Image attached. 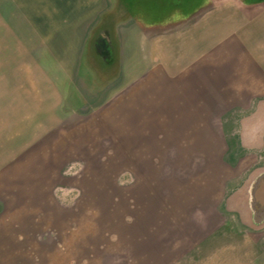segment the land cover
Listing matches in <instances>:
<instances>
[{
    "label": "crops",
    "instance_id": "1",
    "mask_svg": "<svg viewBox=\"0 0 264 264\" xmlns=\"http://www.w3.org/2000/svg\"><path fill=\"white\" fill-rule=\"evenodd\" d=\"M115 1L123 3L0 0V18L8 26L14 21L20 34L28 33L30 21L38 35L53 34L46 44L54 43V61L72 75L74 97L94 93L102 105L115 96L117 124L142 139L136 146L149 150L165 132L169 140L190 137L199 147L212 131L214 155L225 148L223 187L220 181L213 192L200 188L195 202L182 203L189 215L180 228L156 216L164 232L149 234L143 248L157 264H264V189H253L255 174L264 172V0H187L186 11L185 1L132 0V15L119 11L117 17L116 73L108 78L87 51ZM76 76L85 87L74 84ZM210 201L213 215L206 220ZM222 201L232 213L227 222L215 208ZM201 205L203 217L193 213Z\"/></svg>",
    "mask_w": 264,
    "mask_h": 264
},
{
    "label": "rangeland",
    "instance_id": "2",
    "mask_svg": "<svg viewBox=\"0 0 264 264\" xmlns=\"http://www.w3.org/2000/svg\"><path fill=\"white\" fill-rule=\"evenodd\" d=\"M170 1H185L184 11L191 5ZM108 6L109 16L129 11L119 1ZM4 23L1 17L0 264H157L143 248L149 234L164 232L157 215L180 228L189 215L182 203L195 202L200 188L223 187L225 148L214 155L212 131L199 147L165 132L149 150L136 146L142 139L117 124L115 96L102 105L94 93L74 97L72 75L54 61V43L46 44L53 34L38 35L31 21L26 34ZM223 201L215 208L227 222ZM202 209L191 211L203 217Z\"/></svg>",
    "mask_w": 264,
    "mask_h": 264
},
{
    "label": "water",
    "instance_id": "3",
    "mask_svg": "<svg viewBox=\"0 0 264 264\" xmlns=\"http://www.w3.org/2000/svg\"><path fill=\"white\" fill-rule=\"evenodd\" d=\"M132 0H123L120 3L125 9L127 7L129 11H124L125 17L132 15ZM131 10V11H130ZM120 12H123L120 10ZM120 12H115L113 17L107 15L102 20V24L95 32H93L92 39L89 44L90 50L87 51L92 54L97 65H94L95 70L98 74H102L106 77L113 76L116 73V59H117V40H116V23L122 19L117 17ZM120 17V16H119ZM127 19V18H125ZM110 44V47H109ZM255 180L253 182V189L262 192L264 189V172H257L255 174ZM255 194V192H254ZM253 204V203H252Z\"/></svg>",
    "mask_w": 264,
    "mask_h": 264
}]
</instances>
